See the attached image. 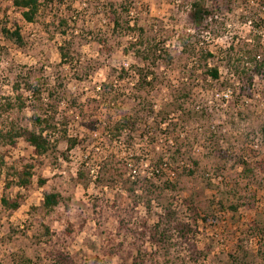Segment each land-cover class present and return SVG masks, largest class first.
<instances>
[{
  "label": "rangeland",
  "instance_id": "rangeland-1",
  "mask_svg": "<svg viewBox=\"0 0 264 264\" xmlns=\"http://www.w3.org/2000/svg\"><path fill=\"white\" fill-rule=\"evenodd\" d=\"M0 19L24 38L0 34V130L43 110L55 126L41 157L0 146V264H264L262 0H41L33 23L0 0ZM25 164L27 189L12 173ZM47 192L61 196L49 212Z\"/></svg>",
  "mask_w": 264,
  "mask_h": 264
},
{
  "label": "trees",
  "instance_id": "trees-1",
  "mask_svg": "<svg viewBox=\"0 0 264 264\" xmlns=\"http://www.w3.org/2000/svg\"><path fill=\"white\" fill-rule=\"evenodd\" d=\"M10 1L12 5L20 12L22 18L26 22L28 23L35 22L41 8V0H10ZM262 2L264 3V0H262ZM198 6L199 3H196L194 7L197 8ZM201 9L194 12L193 14L194 19H196V22L202 13L206 16L209 15L208 10H206L203 7ZM2 17H4V15H2ZM1 20L2 19H0V23ZM114 24L116 26H119V20L114 19ZM0 34L5 36L7 39L12 41L14 44H16L19 47L23 46L24 44V38L18 26H15L13 30L7 28L6 26L0 27ZM139 44H141V42H139ZM106 51L109 52L110 50L106 48ZM142 53L143 51L141 50H137V49L135 50V54L137 55V57H141ZM151 55H154V53ZM63 57L66 58L65 53L63 54ZM206 74L212 77L214 80H217L219 78L217 68H206ZM147 75L148 74H143L141 80H145L147 78ZM24 85L29 91L33 90L32 91L33 97H36V99L39 100V98L37 97L39 95V90L37 88L31 87L27 82ZM16 87L19 86L16 85ZM17 100H18V105H17L18 108L22 109L24 107V102L21 100L20 97H18ZM170 106H173V104H170ZM12 108H14L12 104L10 103L6 104V110H10ZM176 108L178 109L180 107L176 106ZM46 111L47 110H43L41 114H36L33 116L32 121L34 122L33 124L34 126L32 129L19 128L11 124V126L7 130L4 131L0 130V146L3 144L10 147H15L17 141L19 139H22L25 143H27L29 146L32 147L33 153L36 157H41L49 153L50 151H53L55 147L49 141V139L46 136H44V131L53 130L55 128L53 123L54 117H50L49 113ZM127 123H128L127 119L119 120L114 126L115 132L119 133L121 130H123L126 127ZM260 132L262 137L264 138V126H262ZM69 142H70V148H72L75 145V141L69 140ZM32 169H33V165L31 164L23 165L20 170H16L12 168L13 171L12 173L16 178L15 184L20 188H24V189L29 188L32 182L31 179L33 177ZM43 183L44 181L41 182V184ZM9 185L10 182L8 181L6 186L9 187ZM22 200L23 197L20 195L16 196V198L14 199L2 197L1 204L4 207V209L14 211L20 207ZM60 202H61V196L59 193L47 192L44 193L42 207L47 212H49L53 210L56 206H58ZM236 209L237 206L232 207V210L235 211ZM166 213H167V220L169 222V220L173 219L172 216L174 214L170 212V209H166ZM158 227H159V222L156 223L152 228L153 237L151 239L156 241V243H162L163 245L169 241L170 235H168V233L170 232V230L163 228L162 230L159 231ZM173 231L178 233L180 237L184 238L185 240L187 239L188 234L193 232V230L190 229L189 225L182 222H178L174 226ZM59 258L65 259V256L62 255ZM230 258H231L230 264H243V262H241L238 258H235V256H230Z\"/></svg>",
  "mask_w": 264,
  "mask_h": 264
},
{
  "label": "built area",
  "instance_id": "built-area-1",
  "mask_svg": "<svg viewBox=\"0 0 264 264\" xmlns=\"http://www.w3.org/2000/svg\"><path fill=\"white\" fill-rule=\"evenodd\" d=\"M217 97H219L221 101L227 102L231 98V92L230 90H227L226 92H222L221 94H218Z\"/></svg>",
  "mask_w": 264,
  "mask_h": 264
}]
</instances>
